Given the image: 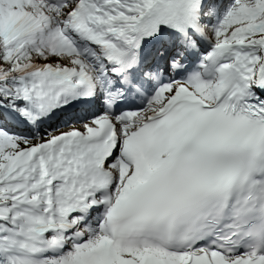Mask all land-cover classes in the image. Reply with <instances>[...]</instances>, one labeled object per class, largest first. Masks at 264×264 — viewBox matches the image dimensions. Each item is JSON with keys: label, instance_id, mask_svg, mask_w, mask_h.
Returning a JSON list of instances; mask_svg holds the SVG:
<instances>
[{"label": "snow or ice", "instance_id": "6c2138e0", "mask_svg": "<svg viewBox=\"0 0 264 264\" xmlns=\"http://www.w3.org/2000/svg\"><path fill=\"white\" fill-rule=\"evenodd\" d=\"M0 264H264V0H0Z\"/></svg>", "mask_w": 264, "mask_h": 264}, {"label": "bare ground", "instance_id": "6f19581e", "mask_svg": "<svg viewBox=\"0 0 264 264\" xmlns=\"http://www.w3.org/2000/svg\"><path fill=\"white\" fill-rule=\"evenodd\" d=\"M54 123V125L56 124V123H58V122H53ZM62 130H67V128L66 127H64V128H62Z\"/></svg>", "mask_w": 264, "mask_h": 264}]
</instances>
